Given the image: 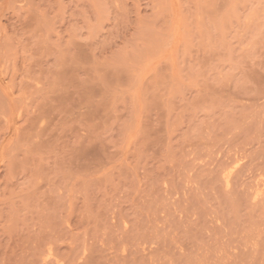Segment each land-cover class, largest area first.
<instances>
[{"label":"rangeland","instance_id":"obj_1","mask_svg":"<svg viewBox=\"0 0 264 264\" xmlns=\"http://www.w3.org/2000/svg\"><path fill=\"white\" fill-rule=\"evenodd\" d=\"M0 264H264V0H0Z\"/></svg>","mask_w":264,"mask_h":264}]
</instances>
